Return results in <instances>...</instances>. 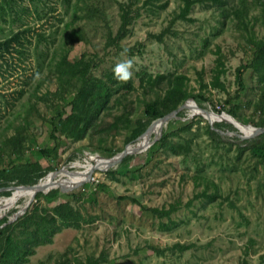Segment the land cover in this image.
Instances as JSON below:
<instances>
[{
  "label": "rangeland",
  "instance_id": "374dc122",
  "mask_svg": "<svg viewBox=\"0 0 264 264\" xmlns=\"http://www.w3.org/2000/svg\"><path fill=\"white\" fill-rule=\"evenodd\" d=\"M119 1L122 0H21L13 15L6 9L0 11V39L28 28L21 53L12 50L0 57V167L10 160L3 141L17 131L23 133L24 140L16 152L20 150L24 159L37 158L33 153L36 145L51 148L58 143V159L39 158L43 168L51 169L36 183L51 171L64 168L81 172L95 159L99 163L105 160L100 157H110L100 148L121 151L135 119L146 118L144 103L154 98L145 74H164L156 85L163 108L169 105V100L163 99L167 74L182 75L181 87L186 94L201 93L207 98L206 107L201 108L226 112L230 104L225 99L231 98V103L238 105L237 120L253 125L251 121L260 118L264 80L247 68L242 73L245 88L240 90L237 68L249 64L253 46L248 36L264 40L261 4L245 0L247 14L238 18L233 9L241 0H224V5L199 0L187 18H181L178 14L182 0H135L132 17L117 48L108 45L107 40L108 35L112 40L117 33ZM24 6L29 13L22 11ZM222 8L227 13L225 17L221 16ZM74 11L80 17L74 16ZM66 22V31L83 29L81 41L62 42ZM39 32L44 37L37 42ZM62 55L70 62L82 57L98 77L113 73L118 61L132 59L134 75L127 81L113 75L119 88L107 103L114 104L87 120L85 136L73 138L57 132L55 141L44 119L59 101L58 93L71 82L65 68V86L61 85L51 65ZM191 98L184 102L189 103ZM181 111L183 114L171 122L184 120L186 125L173 124L168 129L169 125L163 123L153 131L150 140L168 130L154 151H149L151 143L134 154L129 162L132 169L112 172L109 169L117 163L105 165L94 169L87 181L68 190L87 184L78 198L67 203L78 224L65 223L54 214L62 198L48 200L44 196L58 189L57 181L69 178L58 171L55 184L37 191L17 216L29 214L30 218L6 232L11 238L4 247L8 256L21 254L26 244L33 253L25 254L19 264H264V159L247 146L238 147L229 137L211 138L206 131L210 126L206 117L189 107ZM122 114L130 118L128 125ZM137 137L129 144H135L140 139ZM99 140L102 146L97 147ZM97 183L107 184V190L96 189ZM10 194L1 195L0 200ZM26 199L10 201L6 208H0V219L13 216ZM140 202L158 208L162 214L153 218L143 215ZM51 216L60 226L52 241L32 244L33 220Z\"/></svg>",
  "mask_w": 264,
  "mask_h": 264
},
{
  "label": "trees",
  "instance_id": "16d2710c",
  "mask_svg": "<svg viewBox=\"0 0 264 264\" xmlns=\"http://www.w3.org/2000/svg\"><path fill=\"white\" fill-rule=\"evenodd\" d=\"M21 0H0V11L4 9L8 10L12 15L15 6ZM33 1V0H31ZM65 2H69L70 0H63ZM135 0H122L118 2L119 9V19L120 23L117 29V33L114 38L111 40L110 35H108L107 43L108 45L114 44L117 48H119V41L123 38L125 31L127 29V24L130 22L132 17L131 11L132 6ZM199 0H182V5L180 8V13L178 17L187 18V14L189 13L192 5ZM218 2L219 4L224 5V0H213ZM257 3L261 4L264 11V0H256ZM221 5V7H222ZM23 12L29 13V9L27 6L23 7ZM79 11V10H78ZM92 12L97 11V9H92ZM221 16H227V13L222 8ZM79 13L74 11V16ZM246 13V3L245 0H241V4L238 7L233 9V15L235 17L245 16ZM89 15V14H87ZM264 16V13H263ZM80 17V16H76ZM69 28V23L66 22L64 27L62 28V42L65 44L72 42H79L83 38V29L81 27L71 28L70 31H66ZM28 28H23L12 32L9 36L0 39V57L4 55L5 52L15 51L21 53L25 38V34ZM66 31V32H65ZM109 32V31H108ZM253 35L248 36V41L253 46L251 55L249 56L250 61L249 64L240 65L237 68V83L238 88L244 89V79L242 73L247 68H252L257 75L264 80V40H256L252 37ZM43 33H37V42H39L43 38ZM27 39H25L26 41ZM91 66H94L91 63ZM55 67L61 85L65 86V80L62 78L64 74L65 68L66 72L69 74L68 81L71 80L68 87H65L58 93L59 101L55 102L52 106V109L49 112L47 118H45L46 125L50 128L49 135L52 139L57 141L58 136L57 132L63 133L66 136H72L73 138H82L85 136L87 120L93 117V115L99 110H105L107 106L109 110L111 109L112 103H107L109 101L110 96H112V92L114 90H118L119 85H117L116 81L112 79L113 73L105 74V76H94L90 69H88V64L86 61L80 57L79 59L70 62L66 58L65 55H62L59 60H54L51 64ZM146 80L148 81L149 88L153 90L154 98L145 102L143 105V112L146 116L145 119L137 118L135 119L134 126L129 132L128 135L125 136V142L130 143L135 140L137 136H139L147 126L155 119L167 114L173 109L177 108L180 104L184 102L187 97H192L196 104L200 107H206L204 105L205 102H208L207 98H205L201 93L196 94H186L182 89V75H176L171 77V74H167V86L165 87L163 99L169 100V105L167 108H163L161 106V99L159 98V93L156 90L157 82L161 77H164V74H158L155 77L150 76V74H145ZM150 76V77H147ZM66 81V84L68 83ZM112 82L115 83V86L111 87ZM214 85H217V79L213 82ZM118 95V94H117ZM116 95V96H117ZM115 96V97H116ZM117 99V98H115ZM225 103L230 104V107L225 111L236 117L237 115V104L231 103V98H226ZM67 107L70 108V111L67 113ZM216 112H221L220 110L211 107ZM223 109V108H222ZM225 109V108H224ZM64 114H67L64 117ZM183 114V111H178L177 115L180 117ZM126 121V125L129 124L130 118L126 116V114H122ZM28 120L24 121L27 122ZM255 126H264V106L262 108V115L257 121H251ZM20 125V128L22 125ZM173 124H179L178 126L184 127L186 122L184 120H177L176 123L171 122V119L166 123L169 128H172ZM214 126L219 129H234L237 130L231 123L226 121L214 122ZM207 133L211 138L215 139H227L228 137L236 144L238 147L247 146L253 154L258 155L262 159H264V133H261L257 137H251L246 139H241L235 135L226 136L225 134H220L219 132L207 126ZM167 131H164L161 136H159L149 147V151H154L161 142L162 136L165 135ZM64 135V136H65ZM100 136L99 138H101ZM24 140V135L20 131L8 137L5 141H3L2 145L8 148L10 155V160L8 164L0 167V187H8L11 185H19V184H34L41 178L45 171L51 169L50 166L43 168L39 162V158L49 159V157H53L58 159L57 150L58 143L56 142L53 147H38L33 148L34 155L37 154V158L35 160H31L25 156V159L22 158L20 154V150L18 153L16 149L21 146V141ZM8 142L10 145H8ZM102 140H99L97 147L102 146ZM12 148V149H11ZM107 156H112L115 154L113 151L105 150L104 148H100ZM32 150V149H31ZM2 154H0L1 156ZM14 155V157H11ZM134 154H127L123 157L116 165L115 168H110L109 170L112 172H120L125 173L132 169L129 162L133 159ZM24 160V161H22ZM87 186L84 184L82 188L78 190L61 192L60 189H55L48 195H44L48 200L62 198L63 200L56 204L54 207V214L58 215L61 220L65 221V223H74L78 224V220L76 218L75 212L67 206V203L70 202L73 198H78L81 195V189ZM108 186L104 183H97L96 189L99 190H107ZM11 189H2L0 190L1 195L10 194ZM215 194V193H213ZM90 198H93L94 192L91 191L89 193ZM133 201H137V199L133 198ZM137 203V202H136ZM140 206L143 215L147 217H155L156 214H162V211L156 207L148 206L145 203H138ZM19 217H17L18 219ZM24 218L29 219L30 215H26ZM24 218H19L17 222L10 223L7 222V217H2L0 219V264H19L20 258L24 257L25 254L33 253L30 249V245H22V252L17 253V255L10 257L7 254V250L4 249L5 245L11 240L6 232L14 225H20L23 223ZM53 220V221H52ZM34 231L31 234L32 244L39 243H50L52 241V235L60 229V226L54 222V216H51L50 219H42L40 221L33 220ZM1 236H4L5 242L1 240Z\"/></svg>",
  "mask_w": 264,
  "mask_h": 264
},
{
  "label": "water",
  "instance_id": "95a60500",
  "mask_svg": "<svg viewBox=\"0 0 264 264\" xmlns=\"http://www.w3.org/2000/svg\"><path fill=\"white\" fill-rule=\"evenodd\" d=\"M192 104L195 105L196 107H198L201 111L204 112V114H202L204 117H206V119L208 120L209 124H210V128L219 132L220 134H228V135H235L241 139H246V138H250L252 136H255V135H258V134H261V133H264V126H255V125H251V124H245L239 120H237L234 116H232L231 114H229L228 112H215V111H211V110H207V109H204V108H201L199 107L196 102L194 101L193 98L190 99ZM189 107V103L188 102H183L182 104H180L177 108L173 109L172 111L168 112L167 114L153 120L148 126L147 128L144 130V132H142L138 137L140 138L143 134H148L152 127L154 126L155 123H158L159 124V127L164 123L166 124L170 119L172 118H175V117H178L177 115V112L183 108H188ZM190 108V107H189ZM209 114H215V115H220V116H227L229 118H222L220 120H216V121H226V122H229L231 123L237 130H234V129H219L217 127L214 126V122H212L207 116H209ZM243 126V127H249L250 128V132L248 134L245 133L244 130H242L239 126ZM160 129V128H158ZM158 138V136L156 135V137H154L153 140H150L148 139L147 140V143L146 145H144V147H140L138 145L136 146H132V147H128L129 146V143H127L125 145V147L115 153L114 155L110 156V157H100L101 159H105L106 160V166H112L116 163H118L123 157H125L127 154H135L139 151H142L144 149H146L151 143H153V141ZM95 162L93 163H89V166L88 168H86V170H83L85 171V177L78 181V182H69L68 180H64L62 182L60 181H57L56 183V187H58L60 189L61 192H65V191H68V190H71L73 188H76L77 186H79L80 184L84 183L85 181H87L90 176L92 175V172L94 169H97V159L94 160ZM105 166V167H106ZM58 171H64L66 173H73L67 169H64V168H60L59 170H54V171H51L49 172L48 174H50L51 176L52 175H55L57 174ZM76 173L78 171H75ZM74 172V173H75ZM67 175V174H66ZM11 189V190H14V189H17V188H35V192L29 197V199L26 201L25 205L18 211H16L14 213L13 216H11L7 222H11L13 221L14 219L17 218V216L19 214H21L23 212V210L28 206V204L30 203V201L32 200L33 196L36 194L37 191H44V189L39 186V182L38 183H35V184H19V185H11V186H8V187H0V190L2 189Z\"/></svg>",
  "mask_w": 264,
  "mask_h": 264
},
{
  "label": "bare ground",
  "instance_id": "6f19581e",
  "mask_svg": "<svg viewBox=\"0 0 264 264\" xmlns=\"http://www.w3.org/2000/svg\"><path fill=\"white\" fill-rule=\"evenodd\" d=\"M189 107L191 108V111L194 113H201L204 114L203 111H201L198 107H196L195 105L192 104V102H189ZM212 122L216 121V120H220L222 118H229L227 116H220V115H215V114H209V116H207ZM239 126V125H238ZM242 130L245 131L246 134H248L250 132V128L249 127H243V126H239ZM159 128V124L155 123L154 126L152 127L151 131L148 134H144L142 138H140L135 144L131 145L129 144L128 147H132V146H140V147H144V145H146L147 140L150 138V135L153 131H156ZM76 163V162H75ZM106 165V160L97 163V167L98 168H103ZM89 164L86 166V168H88ZM86 170V169H85ZM63 174H67L69 175L68 179L65 180H73V181H80L85 177V171H81V172H73V173H66L64 171H60ZM58 173V172H57ZM56 175V174H55ZM55 175H50L47 174L45 179L43 181H40L39 186H41L44 190H47L49 188H51L55 183L54 180V176ZM35 192V188H19L17 191H13L8 197H4L3 199L0 200V208H6V205L10 202V201H14L17 200L19 198L22 197H27L26 200L29 199V197ZM10 205V204H9ZM24 211V210H23ZM1 215V214H0Z\"/></svg>",
  "mask_w": 264,
  "mask_h": 264
},
{
  "label": "clouds",
  "instance_id": "9594fccd",
  "mask_svg": "<svg viewBox=\"0 0 264 264\" xmlns=\"http://www.w3.org/2000/svg\"><path fill=\"white\" fill-rule=\"evenodd\" d=\"M126 51V50H125ZM114 77L117 80L127 81L134 75L132 59H123L113 66Z\"/></svg>",
  "mask_w": 264,
  "mask_h": 264
},
{
  "label": "built area",
  "instance_id": "2783aa9c",
  "mask_svg": "<svg viewBox=\"0 0 264 264\" xmlns=\"http://www.w3.org/2000/svg\"><path fill=\"white\" fill-rule=\"evenodd\" d=\"M223 112V111H222Z\"/></svg>",
  "mask_w": 264,
  "mask_h": 264
}]
</instances>
